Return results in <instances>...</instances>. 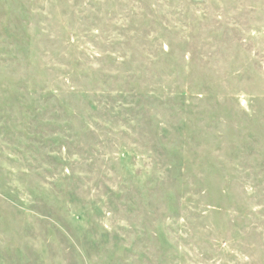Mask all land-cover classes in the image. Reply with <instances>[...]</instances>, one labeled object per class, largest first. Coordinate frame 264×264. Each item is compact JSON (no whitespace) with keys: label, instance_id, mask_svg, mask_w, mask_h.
Returning <instances> with one entry per match:
<instances>
[{"label":"rangeland","instance_id":"rangeland-1","mask_svg":"<svg viewBox=\"0 0 264 264\" xmlns=\"http://www.w3.org/2000/svg\"><path fill=\"white\" fill-rule=\"evenodd\" d=\"M0 264H264V0H0Z\"/></svg>","mask_w":264,"mask_h":264}]
</instances>
